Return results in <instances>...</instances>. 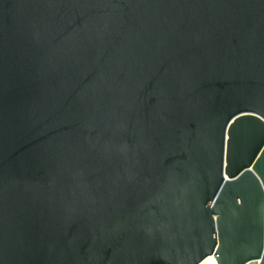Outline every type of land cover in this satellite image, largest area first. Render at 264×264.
I'll use <instances>...</instances> for the list:
<instances>
[{"label": "water", "instance_id": "95a60500", "mask_svg": "<svg viewBox=\"0 0 264 264\" xmlns=\"http://www.w3.org/2000/svg\"><path fill=\"white\" fill-rule=\"evenodd\" d=\"M209 255L264 264V0H0V264Z\"/></svg>", "mask_w": 264, "mask_h": 264}, {"label": "bare ground", "instance_id": "6f19581e", "mask_svg": "<svg viewBox=\"0 0 264 264\" xmlns=\"http://www.w3.org/2000/svg\"><path fill=\"white\" fill-rule=\"evenodd\" d=\"M199 264H217V260L214 255H209L204 260H202Z\"/></svg>", "mask_w": 264, "mask_h": 264}, {"label": "snow or ice", "instance_id": "6c2138e0", "mask_svg": "<svg viewBox=\"0 0 264 264\" xmlns=\"http://www.w3.org/2000/svg\"><path fill=\"white\" fill-rule=\"evenodd\" d=\"M233 131H235V129H233Z\"/></svg>", "mask_w": 264, "mask_h": 264}]
</instances>
